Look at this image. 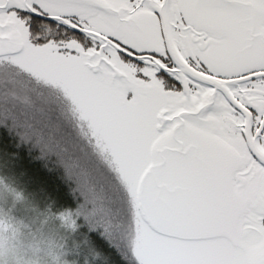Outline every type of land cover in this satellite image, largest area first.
Here are the masks:
<instances>
[{"label":"snow or ice","instance_id":"1","mask_svg":"<svg viewBox=\"0 0 264 264\" xmlns=\"http://www.w3.org/2000/svg\"><path fill=\"white\" fill-rule=\"evenodd\" d=\"M0 169L94 264H264V0H0Z\"/></svg>","mask_w":264,"mask_h":264},{"label":"rangeland","instance_id":"2","mask_svg":"<svg viewBox=\"0 0 264 264\" xmlns=\"http://www.w3.org/2000/svg\"><path fill=\"white\" fill-rule=\"evenodd\" d=\"M0 169V264H94L83 236L11 191Z\"/></svg>","mask_w":264,"mask_h":264},{"label":"trees","instance_id":"3","mask_svg":"<svg viewBox=\"0 0 264 264\" xmlns=\"http://www.w3.org/2000/svg\"><path fill=\"white\" fill-rule=\"evenodd\" d=\"M8 181L11 187V191L17 196L24 197L27 200L38 203L39 207L49 215L55 217L60 216L61 205L57 202L55 196L44 189H39L32 186L29 181L25 178L24 173H16L12 170H7Z\"/></svg>","mask_w":264,"mask_h":264}]
</instances>
